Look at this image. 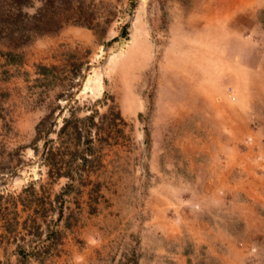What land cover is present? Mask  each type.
Here are the masks:
<instances>
[{
	"label": "rangeland",
	"instance_id": "rangeland-1",
	"mask_svg": "<svg viewBox=\"0 0 264 264\" xmlns=\"http://www.w3.org/2000/svg\"><path fill=\"white\" fill-rule=\"evenodd\" d=\"M0 264H264V0H0Z\"/></svg>",
	"mask_w": 264,
	"mask_h": 264
}]
</instances>
